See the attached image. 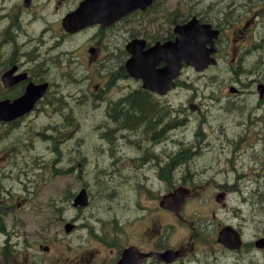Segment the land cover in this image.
<instances>
[{"label": "rangeland", "instance_id": "obj_1", "mask_svg": "<svg viewBox=\"0 0 264 264\" xmlns=\"http://www.w3.org/2000/svg\"><path fill=\"white\" fill-rule=\"evenodd\" d=\"M178 1L174 0V2L167 3L164 10L165 20H160L159 26L154 24V26L148 27L146 24L144 26V20H133L127 26L128 30L132 27L133 34L142 38L145 34H151L153 29L168 28L171 25L173 12L176 11L174 9L180 5ZM240 1H242L244 8V10L243 8L241 9V12L243 11V13L247 14L251 9L260 11V17H257V20H255L256 26L252 31L253 38L251 44L258 43L261 46V39L264 36V0H259L261 4L257 3L256 7L253 0H249L250 2L248 0H236L237 3ZM237 3H235V7L239 8ZM181 5L185 6L183 3ZM56 7H58L57 0H53L52 2L50 0H37L35 9L29 11L31 14L29 17L35 13L39 19L33 20L36 21L33 25H31L32 23L29 20H25L23 28L25 30L28 29L31 36L21 37L18 40L21 45L34 40H30L32 37H35L37 42H39L38 38H41V32L44 27V20H41V16L51 17L56 13ZM233 7L232 4H229L226 9L220 11L219 7H216L215 12H213L214 16L234 17L237 15L238 9H234ZM168 9L173 10L171 15ZM22 10L23 12L26 11V6L23 3ZM243 13H240V16ZM23 16L27 17L28 15L23 14ZM56 19L58 20V17L55 18L54 15L50 18L49 23H56ZM124 31L126 30L124 29ZM44 40L45 43L43 42L42 47L38 51V55L41 54L40 59L46 65L60 66L62 63L60 54L65 51V44L60 45L61 42L59 43L56 38H50V35H47ZM127 42L128 37L125 34L123 36L118 35V55L122 54L124 45ZM31 43L33 46L25 47V52L34 48L36 42ZM81 44L82 40L68 42L67 49L69 52L75 51L76 56L72 57L69 54L74 61H69L71 64L65 65V73L71 72L72 74V67L74 66L77 72L86 75V77H91L88 79L89 85L82 82L79 85V82H75V80L69 86L66 83L65 89L67 86L69 88L65 90V107L59 108V111L53 115L52 111L46 107V111L35 112L28 118L12 124L15 128L20 129L9 133L12 139L18 142V144L15 143L17 147L15 151L7 148L8 144H10V138L7 140V146L0 144V154L13 155L10 160L19 161L20 165L16 168L11 166V168L7 167L4 169L5 173L13 169L9 180H6L4 183V187L9 188L11 193L22 192L24 190V183H21L17 179L19 170L26 166L28 168V165L35 167L33 174L32 171H29L31 175L30 181H25V184L28 185L29 183L34 186L36 183L35 187H37L38 193L36 202L38 207L43 209L42 214L38 216V221L45 223L47 219L52 220V230L48 234L44 231L37 233L36 239H38V234H41L45 248L49 247V251H44L38 247L36 250L38 257L37 261H35L36 264H76L82 258V261L86 264H113L115 255L117 254L116 245L123 248L128 245L140 244L141 241H138L141 238L140 234L145 231L146 227L154 230L156 229V225L162 226L163 229L168 226L169 221L172 220V216L156 208L158 206L155 205L156 200L159 203L160 199L155 194L161 192V196L173 187H177V185L183 186L184 184L178 182V180L180 177H186L187 174L191 176L187 180L188 187L193 189L194 192H192L187 210H184V217L186 220L193 222L194 225H201L205 221V217L214 218L213 214L216 215V220L220 222L222 213L217 210L216 202L218 194L225 187L222 179L227 174L234 181L239 178V181L236 182L240 183L236 186L234 185L233 188L237 187L239 192L244 193L246 197H249L251 192L254 191V186H260L261 192L264 193V101L260 99L258 90L256 89L257 85L255 84L258 78L264 81V66L259 64L258 72H255L257 61L262 56V48L259 49V52L255 51L252 55L245 58L238 56L237 62L233 63L235 44L231 42L229 46L227 45V55H223L219 59L218 67L211 68L206 72L196 71L192 68L182 73L180 88L171 94V99L175 102L173 103V107L179 109L183 102L191 101V103L197 106H202L200 114L198 111L194 112L201 117L200 120L202 118L207 119L206 122H192V126L200 136L196 137L195 140L189 136L190 143L197 145V142L201 141L205 145L211 143V145L217 148L225 149H215L212 152L204 150L198 156L184 160L185 164H178L177 170L173 173L174 177L169 182L163 180L161 187H159L160 185L158 186L156 181H152L151 177L148 178L149 175H153V172L148 170L147 166L142 167L135 164V162H131V156L137 154L134 153L132 155L131 152H134L138 147L135 145L129 149L126 145L128 143L126 137H123L121 144L114 149V153L119 158L116 161L117 164H114L113 154L109 152L105 153L103 149L101 154L90 153L88 159L86 155L81 153L79 159L86 156L85 162L80 161L82 162V166H78L77 169V164H75L73 171L65 172V167H67L65 164V150L68 151V149L75 148L77 144V141L65 143V138L69 135L74 136L75 134L74 129L66 132L65 129L70 127L69 123H72L71 121L77 116V113L71 110L69 100L79 98L86 102L94 101V105L90 107L88 110L89 114L86 117L88 119L93 118L91 120L97 122L100 118L96 121L95 115L103 116L105 110L102 106L95 113L96 100L94 99V95L97 97L101 95L109 97L113 95V91L117 88L116 86L113 89H104L103 92L101 90L96 94L94 88L101 85L98 69L96 70V66L86 67L85 62L81 61V59H86L85 56H88L82 47L78 50L75 49ZM54 46H57L55 51L52 48ZM236 49H239V47ZM79 61L82 63L80 69L77 67V62ZM260 61H264V59L262 58ZM87 64L89 65L88 62ZM58 66L57 68H53L55 70V74H52L54 79L60 73V67ZM92 80L94 83H92ZM118 85L122 86L124 90L140 86L139 84L136 85V82L130 78L121 81ZM232 87L239 89L241 91L240 95H233L230 92ZM118 95L120 94L118 93ZM236 100H238L237 104L234 103ZM47 111L48 115L45 113ZM60 111H63L62 118H56V115ZM75 111H77L76 107ZM66 113L75 114V116L69 120H65L64 116ZM105 123L104 121L102 124L104 125ZM109 123L112 124L111 122ZM52 124H56L59 129L57 132L59 134H54L57 142L46 139V136L38 135V132H43L42 130L46 128H53ZM8 129H12V127ZM38 129L40 131H37ZM200 130L203 132H200ZM85 131H81L80 135L85 133ZM1 140H3V136L0 138V142ZM178 140L180 139L176 137L175 142H178ZM17 150H21L20 153H17ZM82 150L85 149L83 148ZM172 152L173 150L169 147H164L162 150V153L166 155V157H163L164 160ZM209 154L211 156H208ZM16 155L18 157H14ZM1 157L4 159V156ZM235 166L238 169H235ZM242 169L245 170L243 171ZM158 174L156 172V175ZM213 177L215 179H212ZM21 178L26 180L23 175ZM25 178L27 177L25 176ZM130 180L137 181V185L135 183V186L133 185V188H131L129 185ZM234 183L232 182L231 184ZM141 184H145V189H151L154 194L144 196ZM83 186H86V189L89 190L90 201L91 203L93 202V206L91 209L90 207H86L80 211L73 208L72 202L74 196L70 198L71 202H67V200L70 192L71 194L74 192L76 195ZM5 193L0 184V197ZM233 198L234 196H231V199ZM52 203L56 207L50 214L46 210V205ZM146 205L149 206L148 210L144 208ZM196 209L197 211H194ZM199 210L202 214L198 213ZM261 220L262 227L260 226V229L264 232V207L261 210ZM72 221L78 225L79 229L77 232L74 231V234H66L64 224ZM179 231L185 230L179 229ZM169 235L167 234L164 241H166V245H173L177 239L172 238L173 235ZM3 242L4 237L0 236L1 247ZM2 249L0 250V257L3 258ZM5 250L19 257L20 260H17V264H31V253L35 251V249L28 251L30 252L29 254L28 252H23L20 257L14 253V250L10 251V248ZM7 256L11 257L12 255ZM0 264H5L4 260ZM8 264L16 263L12 259Z\"/></svg>", "mask_w": 264, "mask_h": 264}, {"label": "flooded vegetation", "instance_id": "obj_2", "mask_svg": "<svg viewBox=\"0 0 264 264\" xmlns=\"http://www.w3.org/2000/svg\"><path fill=\"white\" fill-rule=\"evenodd\" d=\"M52 1L50 0V2ZM83 1L57 0V11L51 17L55 15V18L58 17V20L56 19V23L50 24L49 20L51 17L41 16V20H44L41 38H38L39 42H37L35 37L30 38V40L34 39L31 42L36 43L34 44V48L25 52V47H32L33 44L26 42V44L21 45L18 40L21 37L31 36L28 29L25 30L23 28V25L26 22L25 20H29L32 23L31 25H33L36 23L33 20L39 19L35 13L29 17L31 15L29 11L35 9L37 0H0V101L16 100L25 94L28 87L33 85L47 86L44 96L38 101L34 111L23 119L28 118L35 112L46 111V107L52 111V115L58 112L59 108L65 107V90L69 88L68 86L72 81L74 82L75 80V82H79L80 84L81 82L88 83L89 85L88 79L91 77H86V75L77 72L74 66L72 67V74L71 72L65 73V65H68L69 61H74L72 57L76 56L75 51L69 52L67 49L68 42L70 41L82 40V44L75 49L78 50L82 47L88 55L87 57L85 56L86 59H81V61L85 62L86 67H97L99 80L102 83L100 87L98 86V89L102 90V92L104 89L116 87L119 81L118 35L123 36L125 34L128 37V43L136 39L144 40L145 47L143 51L147 52L159 43L174 42L176 40V27L187 25L194 17H197L201 24L210 25L212 29L219 32L218 38L215 41L217 52L214 56L217 64L206 71L218 67L219 59L223 55H227V45L229 46L231 42L235 44L233 63L237 62L238 56L245 58L261 47L258 43L251 44L253 38L252 31L256 26L255 20H257V17H260V11L251 9L247 14L243 13V11L241 12L243 8L242 1L237 3L236 0H179L178 3L180 5L175 9L173 8L176 11L173 12L171 25L168 28L153 29L151 34H145L142 38L135 36L132 32V27L128 30L127 26L133 20H144V26L146 24L148 27L154 26V24L159 26L160 20H165L164 10L167 3L174 2V0H152L145 9H139L123 17L111 26L103 27L102 25H95L84 28L76 33H70L65 29L63 21ZM248 2L250 1L248 0ZM253 2L255 3V7L257 3H260L259 0H253ZM22 3L26 6L25 12L22 10ZM182 3L185 6H182ZM235 3H237L239 8L235 7ZM229 4H232L234 9H238L236 16L228 18L221 15L214 16L213 12H215L216 7H219L220 11L226 9ZM168 11H170L169 14L171 15L173 10L168 9ZM240 13L243 14L240 16ZM23 14L28 16L25 17ZM134 17L136 18L134 19ZM47 35H50V38H56L59 43L61 42L60 45L65 44V51L60 54L62 63L60 66L57 65L60 67V73L56 79L52 77V74H55L53 68H57V66L46 65L40 59L41 54L38 55V51L42 47L43 42L45 43L44 39ZM125 45V54L129 56L126 55L127 59L125 61L127 62L131 58V54L126 52ZM56 47H52L53 51H55ZM237 47L239 49H236ZM56 58L59 60L58 57ZM81 61L77 62L79 69L82 64ZM165 65L162 62L159 68H164ZM192 68L184 63L180 77L175 80L176 86L166 96H158L156 93L153 94L141 88H130L121 96H117L118 92L115 90L113 95L115 97H104L102 95L98 97V104L100 107L103 106L105 110L103 116L101 115L100 117L112 123L114 117L117 115L114 111L128 101L131 104V102L135 103L138 99H143L149 105V108L153 109L154 107L155 110H158V112L149 113L150 115H147L148 118L146 117V123L143 125L136 121L132 123L130 129L122 131L118 126H114L112 131L128 139L126 145L129 149L137 145L138 149L131 152L132 155L137 153L131 156V162H135L138 166H147L148 170L153 172V175H149L148 178L151 177L152 181H156L158 186L160 185L159 187H161L163 180L169 182L174 177L173 173L175 169L177 170L179 163L185 164L184 160L198 156L204 150L212 152L215 149H225L217 148L211 145V143L205 145L201 141L197 142V145L190 143L189 136L194 140L200 136L192 126V122L207 121L206 118L200 120L201 117L194 113L198 111L200 114L202 106H197L191 103V101H187L183 102L179 109L173 107V103L175 102L171 99V94L180 88L182 73ZM4 77L8 79L9 88L5 87ZM255 82L257 85L262 83L259 78ZM66 83H68V86L65 89ZM92 83H94L93 80ZM134 93H138L140 96L129 97V95H133ZM240 93L241 91L238 90V94ZM261 100L264 101V98ZM234 103L237 104L238 100ZM166 110L168 111L166 112ZM45 113L48 115V111ZM62 115L63 111H60L56 115V118H62ZM3 125L6 126L5 123ZM14 130L16 129L2 128L0 129V135L6 136L14 132ZM200 132L203 131L200 130ZM176 137L180 139L178 142H175ZM164 147H169L173 150L172 154L167 155L166 160L163 158L166 155L162 153ZM1 156H4V159ZM12 157L13 155L0 154V175H2L0 176V184L3 191L6 192L0 197V236L4 237L2 247L0 246V250L3 248V258L0 257V262L4 260V263L8 264L13 259V262L17 264V260H20L14 254L6 252L5 249L10 248V251L14 250V253L20 257L23 252L35 249L34 253H31V264H36L35 261L38 258L37 248L39 247L45 251L48 249L47 251H49L48 247L45 248L41 234H38V239H36L37 233L44 231L48 234L52 230V220L47 219L45 223L38 221V216L42 214L43 209L38 207L36 202L38 197L37 187H35L36 183L34 186L29 183L28 185L25 184V181H30L31 175L29 171H32L33 174L35 167L28 165V168L26 166L19 170L17 179L21 183H24V190L22 192L11 193L9 188L4 187L5 181L9 180V176L13 171L11 169L5 173L4 169L7 167L11 168V166L15 168L19 167V161L10 160ZM14 157H17V155ZM155 169L159 173L158 175H156ZM22 175L26 180L21 178ZM188 177H191L190 174L179 178L178 182H182L183 186L177 185V187H173L161 196V192L155 194L157 198H161L173 193L178 188L185 187L184 189L189 190V193H184L186 198L174 211L157 208L172 216V220L169 221L168 226L163 229L162 226L155 224L156 229L154 230L146 227L145 231L140 234L141 238L139 240L141 243L132 245L136 246L143 253L174 251L178 256L170 263H165L155 257H147L143 260L142 264H264V244H261V240L264 241V232L260 229V226L262 227L260 217L261 210L264 207V193L261 192L260 186H254V191L251 192L249 197H246L244 193L239 192L237 187L233 188L234 185L236 186L240 183L236 182L239 181V178L234 181L229 174L225 175L222 179L225 187L218 194L216 202L217 210L222 213L220 222L216 220V215L213 214L214 218L205 217L206 219L201 225H194L193 222L186 220L184 217V210H187L192 192H194L193 189L188 187ZM207 179L209 180V178ZM212 179L215 178L213 177ZM232 182L235 183L231 184ZM152 193L154 194V192ZM231 196H234V198L231 199ZM46 206V210L50 214L56 207L54 203ZM194 211H197V209ZM198 213L202 214L200 210ZM39 227L40 229H38ZM76 227L78 229V226ZM179 229H184L185 231H179ZM222 231L223 244L219 242ZM167 234H170L169 236L173 235L172 238L177 239L173 245H166V241L164 240ZM7 255L12 256L8 257ZM82 260L83 258L76 264H86Z\"/></svg>", "mask_w": 264, "mask_h": 264}, {"label": "water", "instance_id": "obj_3", "mask_svg": "<svg viewBox=\"0 0 264 264\" xmlns=\"http://www.w3.org/2000/svg\"><path fill=\"white\" fill-rule=\"evenodd\" d=\"M152 0H84L79 7L64 19V27L69 32H77L83 28L102 25L111 26L123 17L138 9H145ZM176 40L165 44H157L149 51L144 52L145 42L136 39L126 46L131 58L126 62V69L129 75L143 82V88L163 96L166 95L175 85L184 67V63L194 67L197 71H204L211 65L216 64L212 58L217 49L215 39L219 32L213 30L210 25H203L195 17L184 26H177L175 29ZM164 62V68L159 65ZM7 77H4V81ZM8 87V83L5 81ZM263 86L259 87L263 94ZM45 86L28 87L26 94L15 100L0 102V122H9L21 117L31 111L35 103L42 97ZM181 194V197H180ZM184 198L183 192L166 196L161 201V207L175 209ZM89 198L86 190H82L74 200L75 207H86ZM73 225H66V232L73 230ZM222 241V237H220ZM236 242V240H235ZM264 244V241H261ZM159 259L170 261L173 253L164 255L153 254ZM150 254H141L135 248H128L123 251L117 264H141L143 258Z\"/></svg>", "mask_w": 264, "mask_h": 264}, {"label": "trees", "instance_id": "obj_4", "mask_svg": "<svg viewBox=\"0 0 264 264\" xmlns=\"http://www.w3.org/2000/svg\"><path fill=\"white\" fill-rule=\"evenodd\" d=\"M261 39V48L263 49V52H261L260 59H264V36ZM252 55V54H251ZM258 56V55H257ZM260 59L257 61V65L255 67V72H258L259 64L264 66V61H260ZM259 62V63H258ZM125 71V70H122ZM264 74V73H263ZM124 75V74H122ZM145 92V91H144ZM140 96L138 93H134L133 95H129V97H138ZM128 97V98H129ZM140 98V97H139ZM131 99V98H130ZM69 103L71 105V109L73 112L79 114L76 118V121L72 120V123H69V126L65 131H71L73 129L77 130L79 135L77 137H72V135H69V137L66 139L65 143H68L72 139H76L78 143L75 145V148L68 149V151L65 150V164L67 167H65V172L67 171H73L75 168V164L78 166H82V162L80 161H86L90 155V153H96L101 154L102 150H105V153H112L113 157L114 155V149H116L122 141L120 138H113V132L112 129L114 126H118L120 130L125 131L126 129H130L133 122H138L139 124L146 123V117L147 115H150L149 113L158 112V110H155L149 108V105L143 101V99H138L135 101V103L129 104V101L123 104V106H119L117 110L114 112L117 113V115L114 117L113 125L110 123L104 124L103 126L98 125L97 122H93L90 119L85 120L84 116L86 113H89V109L91 106L94 105V102H86L79 98H74L73 100H69ZM75 107L77 111H75ZM95 107H97L95 105ZM168 110H166L167 112ZM74 114H67L68 120L72 117H74ZM138 116V117H137ZM90 122V123H89ZM151 124V123H150ZM1 127V126H0ZM85 131V134L80 135L81 131ZM46 131V130H43ZM116 132H114V135ZM98 135V136H97ZM100 135V136H99ZM12 140L10 141L11 145L18 144V142H15L12 137H10ZM88 140V141H86ZM4 144H6L5 141H3ZM85 150H82V149ZM83 153L84 158L79 159V155ZM117 164V162H116ZM72 194L70 193V196L67 200V202L70 201V198ZM71 202V201H70Z\"/></svg>", "mask_w": 264, "mask_h": 264}, {"label": "bare ground", "instance_id": "obj_5", "mask_svg": "<svg viewBox=\"0 0 264 264\" xmlns=\"http://www.w3.org/2000/svg\"><path fill=\"white\" fill-rule=\"evenodd\" d=\"M261 99H262V98H261ZM151 100H152V99H151ZM137 117H138V116H137ZM166 124H167V123H166ZM164 125H165V123H164ZM141 127H142V126H141ZM143 127H144V126H143ZM160 127H161V126H160ZM160 127H159V128H160ZM159 130H160V129H159ZM158 133H159V132H158ZM259 151H260V150H259ZM208 153H209V152H208ZM208 153H207V154H208ZM210 153H211V152H210ZM214 154H215V153H214ZM242 154H243V152H242ZM260 154H261V153H260ZM149 155H150V154H149ZM212 155H213V153H212ZM208 156H211V155L209 154ZM248 156H249V155H248ZM257 156H258V155H257ZM212 157H213V156H212ZM214 157H215V156H214ZM209 159H210V158H209ZM250 160H251V159H250ZM218 162H219V161H218ZM246 163H247V162H246ZM240 164H241V163H240ZM240 164H239V165H240ZM239 165H237V166H239ZM241 166H242V165H241ZM235 167H236V166H235ZM235 167H234V168H235ZM243 167H244V166H243ZM227 169H228V168H227ZM229 169H231V168H229ZM235 169H238V168L236 167ZM240 170H241V169H240ZM242 170H243V169H242ZM244 170H245V169H244ZM244 170H243V171H244ZM175 171H176V169H175ZM229 172H230V171H229ZM236 173H237V172H236ZM238 173H239V172H238ZM248 180H249V179H248ZM243 182H244V181H243ZM22 189H23V188H22ZM244 198H245V197H244ZM256 204H257V203H256ZM245 205H246V204H245ZM242 206H243V205H242ZM259 215H260V214H259ZM260 218H261V217H260ZM256 219H257V218H256ZM258 220H259V219H258ZM256 221H257V220H256Z\"/></svg>", "mask_w": 264, "mask_h": 264}]
</instances>
